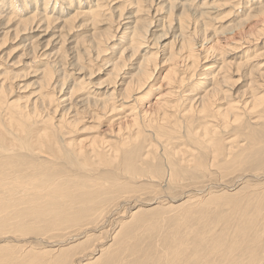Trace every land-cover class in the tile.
Listing matches in <instances>:
<instances>
[{
  "label": "bare ground",
  "instance_id": "1",
  "mask_svg": "<svg viewBox=\"0 0 264 264\" xmlns=\"http://www.w3.org/2000/svg\"><path fill=\"white\" fill-rule=\"evenodd\" d=\"M2 1H5L3 2V5H6V0ZM32 1V5H36L37 9H39L42 3L40 4L38 0ZM81 1H84V4H86L88 1L90 5H86L84 7V5L80 6V3L78 5V10L82 11L74 10V8V14L72 15L73 17L66 18L61 22L59 20L57 23H60L58 26L60 29L57 28V31L56 29L53 30L58 32L59 35L51 31L50 25L52 20L49 17L45 18V16L49 15H47L46 4L48 6L50 4V2L45 3V0L42 4L43 7L39 9V12L41 13H32L27 18L23 17L24 14H17L13 8V10L8 9L11 8L10 5H7L8 7L2 5L3 8H0L3 12L12 10L14 13L16 12V15H18L20 19L14 16H0L1 18L6 17L5 21L2 24L0 23V28H8V30L6 29L7 31L5 30L6 32L3 30V33L6 34L11 30L10 27L16 23V25L21 24V26L27 28L25 29L27 31L28 29L34 32L37 31L34 40H30L27 43V51L29 54H31V51L33 52L34 57L31 58L34 62L38 61V63H41L40 65H45L44 63L47 62L46 59H51V56H55L54 53H50L51 51H49L50 54H47V48H49V46L52 45L51 43H54L53 41H56L57 39L59 40H57L56 43L58 41L60 43L61 38L65 35L63 31L67 25L69 28H71L72 23L76 22L79 16H84V18L86 17L90 22L91 20H96L97 17H101V15L104 14V10H101L103 8H101V3H98L99 0L95 5L91 4L92 1L90 0ZM153 1L154 0H150V2ZM156 1V5L153 7L152 5H149V8L155 9V13H152V18L160 14L161 17L158 16L159 18H156L158 21H160L159 24L154 25L153 19L151 17L150 19H147V17L144 18L138 14L139 11L142 10L140 7L144 5H136L137 10L135 9L132 12L126 11L125 9L129 5H123V7L126 6L123 8V11H118V9L117 11L115 9L113 10L114 13L119 12L117 20L119 23L117 24V22H115V25L118 26L113 29V26L110 25L107 29H105V35H112L110 37L108 36L106 41L99 38L98 40L91 42V44H89L87 47H83L82 50H78L79 55L81 56L82 54L93 53H97L99 55L100 53H108V39L112 42L115 41L114 44L119 43L120 48L117 50L115 49L116 58L118 59L114 60V58L112 60L113 63L110 64L111 72H115L116 77L114 79L115 85L112 86L113 91L109 93V98H100L98 95L91 97L85 96L86 94H81L82 97H80L78 101L76 100V104H78L79 108L77 109V106L74 107L72 102L70 103L68 101L72 98L74 89L76 91L82 89L83 91V89L85 90L87 87H85V83L82 81L83 79H80V81L75 84L73 83V80L71 82L74 85L72 89L68 91L69 97L66 96L67 93L64 97L59 96L57 105L52 106L48 112V115H46V117L41 120L42 122L40 121L39 124L41 126L37 128H30L28 124L31 123V119L35 113H30L29 110H33V107H37V102L42 98L43 100H47L49 103H53V96L50 95L48 91L39 92L40 89H38L39 91L36 92L35 89L32 92L34 93L33 96L35 97L33 98V96H29L21 104L5 100V89H11V85H8L9 83L5 84V82L8 80V78H12V75L5 69L0 71V114L3 113V120L0 126V230L2 229V233L0 234H4L5 228L7 229L8 227L15 229V231L18 233L27 235L30 233H47L48 231L54 229L65 231L70 227L80 226L82 223L90 222L92 218L100 214L102 211H100V213H98V211L101 209V207L113 200L114 191L121 190L118 181L107 183L105 185L106 181L109 182V177H106L105 179L103 178L101 180V178L97 176L94 183L87 182V178H83L81 180H78L77 178L70 179L67 172L60 170L57 163L55 162V158L53 156L54 154L52 153L55 150L56 152L58 151L61 153L58 154L62 157L59 158L60 156L56 154L58 156L57 159L64 160V162L67 156L72 159L73 154L68 150V147L71 146L72 143L66 141L67 144L65 148L61 150L58 142L55 140V137L52 135L50 136V131L55 128L57 129V127L59 130L66 127L68 130H64V136L67 135L69 137V134H72V132L75 131L72 128H78L76 118H67L70 110L73 108L74 109L71 112L74 114L72 115L77 116L79 113H81V111L85 112L86 110L90 109V107H92L90 103H93L94 110L96 109L97 112L102 113V117L114 115V120L116 119V121L120 122L121 124L127 119L137 123L142 121V119H145L146 116L151 115V113H157V115H161L162 119H168L167 122L171 124L173 122L170 120L171 116L168 111L173 112V108L177 107L176 102L174 104L172 101L176 100L180 102L179 100H181L183 103L186 102L187 107H185L188 110L186 108H182L181 106L182 110L186 111V113L184 112V114L180 116H186L188 111H192L194 109H198V112L202 113L215 103L219 104L222 97H227L225 96V93H227L225 86H227L226 83L229 82L226 80V78L228 77L229 80H231V78H234L231 74H233V76L235 74H240L242 77L248 78L249 84L252 85V87L249 86V88H252L251 92L253 93L251 100H245L243 102L240 100L238 101L240 104L234 102L229 103L228 108L225 110L216 111L218 116L217 118H222L228 121L230 113H232L234 114L232 116L234 121H229L232 124H235L239 118L242 120L244 117H248L247 119L250 120L241 123V131H239L238 134H240L239 137L245 136L248 138L251 146L252 144L255 145V143L259 141L258 136L264 137V129H261L264 128V124H262L264 121L261 123V120L263 119H256L251 116V114H255L256 111L258 112L260 109H262L261 112H258L260 115L257 117L264 118V105L256 110V108L262 104V99L258 97V91L264 90V83L257 82V79H261V81H263L262 79L264 77V62H262L264 59V51H259V53H250L247 51L244 54L246 55L245 59L248 60L240 61V63H238L237 59L235 58L233 60L231 59L234 51L239 50L236 49L237 47H245L253 43H260L264 38L262 34L263 29L251 30L249 28L248 33L240 32L238 34L237 31H239V29L240 31H244L248 28H241L240 26L239 29H226L224 35L220 31L213 32L209 35L208 33L211 31V28L210 24L208 26L209 21L206 22L208 19V10L206 11L207 7L204 6L206 0L203 1L202 4H198V0ZM251 1L254 2L256 0H249L248 3L246 2V4H249ZM24 2L27 1L25 0ZM139 2L142 1H135V3ZM57 3L58 1L55 2L54 8L56 7ZM262 3L260 5V2H255V6L248 5V7H245L246 12H248V14H246V21H248V18L253 20V18L257 15L264 17V2ZM108 4L109 3H107V6ZM11 5L13 6L14 4ZM119 6L121 7L120 4ZM114 7L116 8V6ZM24 9L25 7H22L21 11ZM41 9H43L45 12L41 11ZM60 9L64 11L62 8ZM1 10L0 15H3L4 13H2ZM61 10L60 12L58 11L59 14H63ZM174 10L176 12V22L173 21L174 19L171 17L174 13ZM10 11L9 13H11ZM32 11L33 10H31V12ZM178 11H180V13ZM252 12L257 13V15L253 14ZM14 13L11 15H14ZM58 16L60 17V15ZM103 16L104 15H102V17ZM162 17L163 20H161ZM170 18L173 21L171 31L172 34H170V29H168L169 31L166 29V25L170 23ZM54 21H57V19L54 18ZM96 22L97 21H93L91 24L95 25ZM88 26H90V24ZM160 26H162V28ZM15 28H17V26H15ZM153 28L155 29L153 30ZM220 35H223L228 43L224 44V40L220 37ZM257 35L259 37H257ZM168 38L171 39L169 40ZM41 50L43 51L41 52ZM63 55L64 53H62V56ZM53 61L54 60L51 62ZM252 62L253 64L249 65ZM47 63H49V61ZM57 63L59 64V61H57ZM53 69L55 71H60L57 68L55 69V66H53L51 63V65H47L46 68L41 70V73H39L43 74L42 81H45L41 85L42 87L45 86L44 84L46 81L50 82L52 80L54 75ZM189 70H192V74L190 73L188 75ZM108 72H110V69ZM182 73L186 74L187 77H184ZM72 74L70 73V75ZM56 81H51L52 88L57 87L55 84L57 83ZM62 81L64 82L65 79ZM183 85H187L188 87H185L186 89H182V91L179 92V89L183 88ZM152 91H156L158 93L156 97L154 96L152 100H149L147 99V96ZM95 94H98V92ZM87 95H90V93L88 92ZM59 104L63 105L61 109L59 108ZM236 108H241L242 110L239 111V113L236 111L233 113V109ZM97 112H95L93 115H97L99 117ZM4 115L7 117V119L4 118ZM158 128L161 129L163 126L159 125ZM20 131L23 132L22 136H20ZM27 132H30L32 133L31 135H33L32 140L28 143L24 141V134H27ZM205 138H201L198 133H189L188 137V139L192 143L194 142V144H196L199 148V157H197V160L195 159L196 166L199 170L208 168L206 157L209 156L208 154L210 149L215 155H218L225 148L222 147L223 143L221 141L223 139L221 138V140L217 138L215 134L211 136V138H208V140H205ZM233 139L235 138H231V142ZM77 140L75 141L77 142ZM84 141L85 140L82 139L80 142L83 143ZM78 142L77 144H79ZM90 142L92 144L95 143V141ZM126 143L127 142H124V145ZM88 144L87 146H89ZM18 150L21 152L24 150L23 153L28 154L22 155ZM16 151L18 152L16 153ZM43 153L52 155V158H41L42 155L44 156ZM97 155L100 156L102 153H97ZM200 155H202V157ZM74 156L79 158L82 156V153L77 152ZM104 162H110V160L104 158ZM71 163H74V161H71ZM81 163L83 162H79L78 165H83ZM63 169L66 168L63 167ZM124 200V203L128 202L126 201L127 199ZM172 201L174 202V200ZM241 202L243 204L242 200ZM241 202L239 204H241ZM154 203L156 202H150L148 204ZM238 207H236V209H238L237 211L239 212L238 215L240 220L236 219L238 220L237 224L238 226H242L243 230H245L238 236H236L237 234L234 235L237 228L233 224L230 223L229 225H225V222L228 223L227 220H230L227 218L224 219L226 216L225 215L224 217L222 216L223 218L221 217V219H218L220 223L223 224L224 222L223 225H225H220L223 228H221L219 231V227H217L218 225H204L205 227H202L201 225L200 228H192L189 231L183 233L176 232L175 234L172 233L173 235L171 234V236L167 234L168 238H170L169 240L164 242L162 241L161 245H158L157 247H149L143 253V250L139 249L137 252H131L130 254L125 255L131 246L136 247L139 246V244L131 245V243H129L130 247H127L128 243H126L125 239L130 240L133 237L126 238V236L129 234V230L125 228V222H123L124 227H122L124 230H122L119 235L114 237L116 238L115 244H117V248L114 249V251H110L108 247L105 248L104 243H99L95 246V249L91 250L92 242L90 240L84 242L82 245L83 247L81 246L82 248L80 249H55L59 250L58 254H54L53 249L52 252H34V250H31L26 251L25 254L21 253V255H15L16 251L13 248H10L5 256L0 254V264H72L71 261L73 255H78L75 257V264H258L261 260H264V207H262L261 204H257L255 201L249 205L245 204V206H242V208ZM123 217L124 214H121L117 218L121 220ZM216 218L217 217H215V219ZM116 225L119 224L116 223ZM176 229L178 230V228ZM231 229L234 233L230 231ZM246 229L248 230L246 231ZM89 231L91 230H85L83 235H86ZM166 237L164 238L167 239ZM75 238L76 237L71 238V240H74ZM5 239H7L6 236L2 239V241ZM62 243L57 242L55 244H50V247L64 246ZM160 248L161 251H159ZM97 253L101 254L96 257L95 255ZM103 255H105L104 258H102ZM84 259L88 261L84 263ZM262 264H264V262H262Z\"/></svg>",
  "mask_w": 264,
  "mask_h": 264
},
{
  "label": "rangeland",
  "instance_id": "2",
  "mask_svg": "<svg viewBox=\"0 0 264 264\" xmlns=\"http://www.w3.org/2000/svg\"><path fill=\"white\" fill-rule=\"evenodd\" d=\"M24 1L25 0H6V5H3V2L5 1L0 0V7L3 8V6L10 5L11 8L8 9L13 8L17 12V14H24L23 17L27 18L30 14L39 12V9L43 7L42 4L44 0H38L40 4L42 3L40 7L38 4L39 9H37L36 5H32V0H26L27 2ZM56 1H58V3L54 8ZM77 1L78 0H45V3L50 2L49 6L46 4L47 15H49L45 16V18L49 17L52 20V23L50 25L51 31L55 29L57 31L58 29H60V27H58L60 23H57L59 20L61 22L66 18L73 17V9L75 8L74 10H78V5L80 3V6L84 5V7L86 5H90L88 1L87 3L85 2L86 4H84V1ZM90 1H92V3H90L94 5L98 2V0ZM120 1L122 2V4ZM135 1L113 0L112 2V0H99L98 3H101V8L103 7L101 10H104V14H102L104 16L102 17L101 15V17H97L96 20H93L97 21L95 25L91 24V22H93L91 19V21L89 22V20L85 17L87 19L86 21L84 16H79L78 20L72 23L71 28H69V26L67 25V27L63 31L65 35L61 38L60 43L59 41L57 42L59 44L56 43V41L59 40L57 39L56 41H53L54 43H51L53 46L50 45L49 48H47V54L54 53L55 56H51V59H46L47 62L49 61V63L45 62V65H40L41 63H38V61L34 62L31 58L34 57L33 52L31 51V54H29L27 51V43L30 40H34L37 31L34 32L30 29H28L27 31L25 30L27 28L21 26V24L16 25V23H14V25L10 27L11 30L6 34L3 33V30H8V28H0V31H2L0 32V71L2 69H5L12 75V78H8V80L10 81L7 80L8 82H5V84L9 83L8 85H11V89H5V100L21 104L24 100L27 99V97L33 96L34 93L32 92L35 89L36 92L39 91L38 89H40L39 92L48 91L49 94L52 95L54 98L53 103H49L47 100H43V98L39 99V101L37 102L38 106L33 107L34 111L32 109L29 110L30 113H35V115L31 119V123L28 124L30 128H37L41 126L39 124L40 121L43 120L46 115H48V112L50 111L52 106L57 105L58 97H64L66 93V96L69 97L68 91H70L73 85L75 83H78L80 79H83L82 81L85 83V87H87V89H85L86 91L84 89L83 91L82 89L78 91L74 89V94L72 95V98L68 101L70 103L72 102L74 107L77 106V109L79 108L78 104L76 103L79 98L82 97L81 94H86L85 96L91 97L94 95H98L100 98H109V93L113 91L112 86L115 85L114 79L116 77L115 72H111L110 64L113 63L112 60L114 58V60L118 59L116 58L115 49L117 50L118 48H120L119 43L114 44L115 41L112 42L108 39V53H100L99 55L97 53H93L82 54L81 56L79 55V51L82 50L83 47H87L94 40H98L100 38L101 40L104 39L106 41L108 36L110 37L112 35H105V29H107L110 25L113 26V29L118 26L115 25V22H117L118 20L119 12L114 13V9L116 11L117 9L118 11H123V8L126 7H123V5H129L125 9L126 11L132 12L136 9L138 4H140V6L144 5L140 7L142 10L139 11L138 14H140L144 18L147 17V19H150L152 13H155V9H150L149 5H152L153 7L154 5H156L155 3L157 1L154 0L153 2H150V0H141L142 2L139 3H135ZM203 1L205 0H198L197 3L202 4ZM248 1L249 0H206L204 5L205 7H207L206 11L208 10V19L206 22L209 21L208 26L210 24L211 28H209L211 31H209L208 34L210 35L213 32L220 31L224 35L226 29H239V27L241 26V28H248L244 31H240L239 29V31H237L238 34L240 32L248 33L250 28L251 30L263 29L262 34L264 36V17L261 15H257V13L255 12H252L257 16H255V19L253 18V20L248 18V21H246V14H248V12H246L245 8L248 7V5L255 6V2H260L261 5L264 0H256L254 2L251 1L249 2V4H246V2L248 3ZM107 3H111L110 6L109 4L107 6ZM11 4L14 5L12 6ZM119 4L121 5V7L119 6ZM114 6H116V8ZM22 7H25L23 11H21ZM60 8H62L64 11H62ZM12 10H9L11 13H9V11H7L8 13L6 11L3 12L1 10L4 14L0 16L7 15L19 18V16L16 15V12L14 13V11ZM31 10L33 11L31 12ZM60 10L63 12L64 15L62 13L59 14ZM41 11H43V9H41ZM56 11L59 12L57 13ZM12 12L14 13V15H11L13 14ZM173 12L174 13L171 17H173V21H175L176 12L175 10ZM178 12L180 13V11ZM58 15H60V17ZM158 16L161 17L160 14H158L154 18L151 17L153 19L154 25L160 23V21L156 19L159 18ZM54 18L57 19V21H54ZM5 19L6 17H0V23L2 24ZM161 20H163V17ZM173 21L170 18V23H166V29H170V34H172L171 31ZM118 23L119 22H117V24ZM89 24L90 26H88ZM15 26H17V28H15ZM160 27L162 28V26ZM155 28H153V30ZM53 33L58 34V32L55 31H53ZM223 35H220V37L223 38V43L226 44L228 43V41L225 40V37H223ZM257 37L259 36L257 35ZM236 49L239 50H235L236 52L234 51L231 59H237L238 63H240V61H247L248 59H245V52L249 51L250 53H259V51H264V38L261 40L260 43H253L249 46H242L239 48L237 47ZM42 51L43 50H41V52ZM49 51L51 52L49 53ZM62 53H64L63 56ZM77 57L82 58L78 59ZM52 60L54 61L51 62ZM57 61H59V64L57 63ZM262 62H264V59L262 60ZM51 63L53 64V66H55V69L57 68L58 70H60L55 71L53 69L54 75L51 80L52 82L57 80V83H55L57 87L52 88V82L50 80V82L46 81V83L44 84L45 86L42 87L41 85L45 81H42L43 74L39 73H41V70L45 69L47 65H51ZM251 64H253V62L249 65ZM109 69L110 72H108ZM70 73L73 74L70 75ZM190 73L192 74V70H189L188 75ZM182 75L184 77H187V75L184 73H182ZM231 75L232 77H234L231 78V80H229L228 77L226 78V80L229 82L226 83L227 86H225V89L227 90L225 96L227 97H222L220 99L221 101L219 104L215 103L213 106H210L209 108H207V110H204L202 113H199L198 109H194L192 111H188L186 116H180L184 114V112L186 113V111L182 110V108L187 107L186 102L183 103V101L181 100H179L180 102L176 100L172 101L174 104L176 102L177 107L173 108V112L168 111L171 116L170 120L171 122H173L171 124L167 122L168 119H162L161 115H157V113H151V115L146 116L145 119H142V121H139L137 123H134L132 120L127 119L123 122L124 124H121L120 122L116 121V119L114 120V115L102 117V113L97 112L96 109L94 110L93 103H90L92 107L88 109L89 111H81V113H79V115L77 116L72 115L74 113L71 111L74 108L70 110V115L68 114L67 118H76L78 128H72L75 131H73L72 134H69V137L67 135L64 136V130H68L66 127L62 128L61 130H59L57 127V129L55 128L50 131V136L52 135L55 137V140L58 142V145L61 150L65 148L67 144L66 141L72 143V145L68 147V150L71 151L73 154L72 159L67 156L65 162L64 160L57 159L58 156H60L59 158H62L61 155H59L61 153H59L58 151L56 152V150L52 152L51 149V152L54 154L53 156L58 167L60 168V170L67 172L68 177L70 179L77 178L78 180H81L83 178H87V182L94 183L96 181L97 176H99L101 180L103 178L105 179L106 177H109V182L105 180V185L107 183L118 181L121 190L114 191L113 200L103 205L98 211V213H100V211L102 212L92 218L91 221L89 220L90 222L82 223L80 226L70 227L65 231L54 229L42 234L30 233L27 235H23L21 233L16 232L15 229H11L10 227H8L7 229L5 228V233L0 234V254L5 256L10 250V248H13L16 251L15 255H21V253L25 254L26 251L31 250H34V252H52L53 249L54 254H58L59 250L55 249H80L83 247V243L87 240H90L92 242L91 250L95 249V246L99 243H104L105 248L108 247L110 251H114V249L117 248V244H115L116 238L114 237L119 235L121 231L124 230V226L125 228H127V230H129V234L126 236V238L133 237L130 240L125 239L126 243H128L127 247H130L129 243H131V245L139 244V246L136 247L131 246L129 250H127L125 255H128L131 252H137L139 249H142L143 253L149 247H157L158 245H161L162 241L164 242L166 240H169L170 238H168V235L171 236L172 233H183L189 231L192 228H200L201 225L202 227L204 225H218L217 227H219V231L221 228H223L222 226L229 225L231 223L237 228L235 233L232 232L234 230L233 228V230H230L232 233H234V235L237 234L236 236L245 231L243 230L242 226H238L237 224L238 220H240V217L238 215L239 212L237 211L238 209H236V207L239 206L238 208H242V206H245V204L249 205L253 201H255L259 205L261 204L262 207H264V137L258 136L259 141L256 142L255 145L252 144L251 146V143L248 138H246L245 136L239 137L240 134H238L239 131H241V123L250 120L247 119L248 117H244L242 120L239 118L238 121L235 122V124H232L229 121H234L232 117L234 114L232 113H230V117L228 118L229 123L228 121L222 118H217L218 116L216 111L225 110L226 108H228L229 103L234 102L240 104V102L238 101H250L252 98V88H249V86L252 87V85L249 84V79L242 77L240 74H235L234 76L233 74ZM64 79V82L66 83L62 81ZM257 80L258 83H264V77L262 79L263 81H261V79ZM71 81H73L74 84H72ZM185 87L187 88L188 86L183 85V88H180L179 92H181L182 89H186ZM87 91L90 93V95H87ZM96 92H98V94H95ZM258 92V97L262 99V104L259 105L256 110L264 105V90H260ZM157 93L158 92L156 91H152L147 96V99L152 100L154 96H157ZM34 97L35 96H33V98ZM62 106L63 105L59 104L60 109ZM241 110V108L233 109V113L235 111L239 113V111ZM94 111L99 114V117L97 115H93L95 113ZM261 111L262 109H260L258 112ZM258 112L256 111L257 114H251V116L256 119H263L261 120L262 123L264 121V118L257 117L260 115V113ZM4 118L7 119L5 115ZM2 120L3 113L0 114V126L2 124ZM159 125L163 126V128H158ZM188 132L198 133L201 138H205L206 136L205 140H208V138H211V136H213L214 134L215 136H217V138L223 139H221V142L223 143L222 147L225 148L223 149V151H221L220 154L215 155L211 149L209 150V156L206 157L208 168L203 170H199L197 168L195 162L197 160V157H199V148L196 144H194V142L192 143L188 139ZM19 133L20 136L23 135L22 131H20ZM31 134L32 133L30 132L24 134V137L26 138H24V141L26 143L32 140L33 135ZM231 138L235 139H233L231 142ZM82 139L85 140L83 143L80 142ZM75 140H77V142L79 141V144H77ZM90 141H95V143L92 144ZM89 142L91 143V145ZM124 142L127 143L124 145ZM87 144L89 146H87ZM181 144L183 145V147ZM96 146L99 148H97ZM90 149H93L95 151ZM18 151H16V153ZM76 151L79 153L81 152L82 156H80L79 158L74 156L77 153ZM23 152L24 150L22 152L20 151L22 155L28 154ZM97 153H102V155L99 156L97 155ZM43 154L44 156L42 155L41 158H52V155H49L47 153ZM200 156L202 157V155ZM104 158L109 159L110 162H104ZM71 161H74V163H71ZM81 161L83 162L81 163L83 165H78V163ZM63 167L66 169H63ZM124 199H127L126 201L128 202L124 203ZM171 199L174 200V202ZM241 200L243 201V204ZM150 202L156 203L148 204ZM240 202L241 204H239ZM121 214H124V217L121 218L122 221L117 218ZM222 216H225L224 219H230L227 220L228 223L225 222V225H223L224 222L222 224L218 220L221 219ZM215 217L217 218L215 219ZM115 218L117 219L114 220ZM123 222H125L124 226ZM116 223L119 225H116ZM176 228H178V230ZM85 230L91 231H89L86 235H83V232ZM247 230L248 229H246V231ZM0 233H2V229L0 230ZM5 236L7 237V239L2 241ZM74 237L76 238L74 240H71V238ZM164 237H166L167 239H165ZM54 242H63L62 244L64 246L50 247V244H55ZM161 248L159 249V251H161ZM100 254L101 253H97L95 256L98 257ZM105 255H103L102 258H104ZM76 256L78 255L72 256V264H75L74 261ZM87 261L88 260L86 259L83 260L84 263H86ZM262 262H264V260H261L258 264H262Z\"/></svg>",
  "mask_w": 264,
  "mask_h": 264
}]
</instances>
